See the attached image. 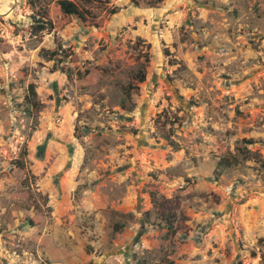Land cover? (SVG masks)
<instances>
[{"label": "rangeland", "instance_id": "1", "mask_svg": "<svg viewBox=\"0 0 264 264\" xmlns=\"http://www.w3.org/2000/svg\"><path fill=\"white\" fill-rule=\"evenodd\" d=\"M69 1L0 0V264H264V0Z\"/></svg>", "mask_w": 264, "mask_h": 264}, {"label": "trees", "instance_id": "2", "mask_svg": "<svg viewBox=\"0 0 264 264\" xmlns=\"http://www.w3.org/2000/svg\"><path fill=\"white\" fill-rule=\"evenodd\" d=\"M30 6L33 8V12L31 15L32 19V24L36 26L37 28H44L47 24H51L50 20H46L44 17V9L41 7L40 0H28ZM56 9L58 13L61 16V20L63 24H67L70 22L71 18L73 16L78 17L80 19H83V14L80 10V8L73 2L69 0H58ZM53 53V52H52ZM81 74V73H80ZM145 79V70L142 69L138 72L137 75H135V80L136 82H142ZM134 88H137V86H133ZM28 89L30 91V95L35 98L36 97V91H35V85L33 83H30L28 85ZM131 90V85L127 87V96H129V91ZM29 104L31 107L36 106V103L33 100L29 101ZM37 108V107H36ZM29 112L30 109H25ZM27 152L25 150L22 151L20 156L13 161V164L21 169L25 168V163H24V157L26 156ZM238 159L234 158H222L220 159L217 164L215 170L221 171V169L225 168H231L232 166H236L238 164ZM30 223H33V219L28 220ZM168 227H170V223L167 224ZM123 228L122 224L116 225V230H121ZM138 264H143V263H138Z\"/></svg>", "mask_w": 264, "mask_h": 264}]
</instances>
